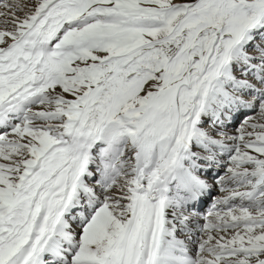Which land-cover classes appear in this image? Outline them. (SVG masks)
Wrapping results in <instances>:
<instances>
[{"label":"snow or ice","instance_id":"obj_1","mask_svg":"<svg viewBox=\"0 0 264 264\" xmlns=\"http://www.w3.org/2000/svg\"><path fill=\"white\" fill-rule=\"evenodd\" d=\"M0 264H264V0H0Z\"/></svg>","mask_w":264,"mask_h":264}]
</instances>
